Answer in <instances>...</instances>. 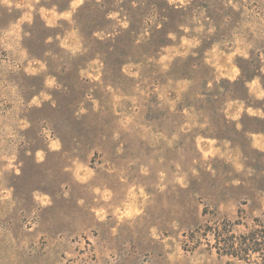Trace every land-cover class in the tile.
I'll return each mask as SVG.
<instances>
[{"label": "rangeland", "instance_id": "1", "mask_svg": "<svg viewBox=\"0 0 264 264\" xmlns=\"http://www.w3.org/2000/svg\"><path fill=\"white\" fill-rule=\"evenodd\" d=\"M0 264H264V0H0Z\"/></svg>", "mask_w": 264, "mask_h": 264}, {"label": "trees", "instance_id": "2", "mask_svg": "<svg viewBox=\"0 0 264 264\" xmlns=\"http://www.w3.org/2000/svg\"><path fill=\"white\" fill-rule=\"evenodd\" d=\"M247 237H248L249 244L251 245L250 250H252L254 253H257L260 250L262 237L256 232L249 233V235ZM247 237H245L244 242H246ZM216 238L218 239V237H216ZM230 247H231V249H233V246H230ZM229 254L237 255L235 251H230Z\"/></svg>", "mask_w": 264, "mask_h": 264}]
</instances>
